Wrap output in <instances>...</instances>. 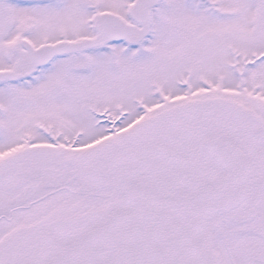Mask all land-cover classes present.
<instances>
[{
  "label": "snow or ice",
  "instance_id": "obj_1",
  "mask_svg": "<svg viewBox=\"0 0 264 264\" xmlns=\"http://www.w3.org/2000/svg\"><path fill=\"white\" fill-rule=\"evenodd\" d=\"M0 264H264V0H0Z\"/></svg>",
  "mask_w": 264,
  "mask_h": 264
}]
</instances>
